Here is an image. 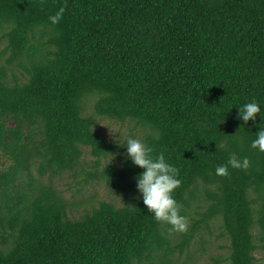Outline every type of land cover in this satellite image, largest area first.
I'll return each mask as SVG.
<instances>
[{
  "label": "trees",
  "instance_id": "16d2710c",
  "mask_svg": "<svg viewBox=\"0 0 264 264\" xmlns=\"http://www.w3.org/2000/svg\"><path fill=\"white\" fill-rule=\"evenodd\" d=\"M0 46V264H171L175 250L183 264L210 226L227 242L215 262L257 264L264 151L250 141L264 107L244 122L237 106H264V0H0ZM98 118L178 168L185 230L153 218L141 168ZM230 154L248 166L216 174ZM63 172L121 204L77 210L50 179Z\"/></svg>",
  "mask_w": 264,
  "mask_h": 264
},
{
  "label": "clouds",
  "instance_id": "9594fccd",
  "mask_svg": "<svg viewBox=\"0 0 264 264\" xmlns=\"http://www.w3.org/2000/svg\"><path fill=\"white\" fill-rule=\"evenodd\" d=\"M62 11L61 8L55 14L49 15L48 19L53 23L58 22ZM262 107L264 106L252 98L237 106V117L244 122H247L249 118L255 121ZM121 145L125 149L124 159L130 160L132 164L141 168L135 176V187L153 218L158 222L165 221L171 224L173 229L185 230L187 219L179 214L178 202L172 194L181 183L178 168L165 159L163 152L153 154L152 146L137 136L127 135ZM250 146L258 151H264V127L257 128ZM248 163L247 156L237 160L233 154H230L227 162L217 164L214 171L218 175H227L229 165L247 167Z\"/></svg>",
  "mask_w": 264,
  "mask_h": 264
},
{
  "label": "rangeland",
  "instance_id": "374dc122",
  "mask_svg": "<svg viewBox=\"0 0 264 264\" xmlns=\"http://www.w3.org/2000/svg\"><path fill=\"white\" fill-rule=\"evenodd\" d=\"M1 48L2 46H0V49ZM3 58L4 57L0 58L1 61ZM13 69L15 75H18L20 69L17 67H14ZM97 120L98 123L94 127V130L97 132H104L118 145H121L124 142L125 134L129 132V128L132 126L131 124L121 125L106 118H98ZM137 131L138 130L136 129V132ZM123 150L125 149L122 146V149L119 151ZM83 157L86 160L85 164L87 167L89 165L91 156H89V154L84 151ZM8 163L9 161L0 154V167L7 165ZM50 179L53 181L56 188L61 190V193L65 199H68L73 203H77L74 206V208H77V210L87 207L90 197L93 200H100L108 199L109 196L110 199L116 202L118 205L121 204L122 198L112 194L107 196V189L99 183H85L79 192H75L76 188H79V185L75 183V178L68 176V172H63L61 175H51ZM219 232L220 230L217 228V226H210L209 229H206L200 236L201 239L198 244H193L190 256L187 262L183 264H224L223 262L217 263L214 261L215 259H219L227 252V242L225 241L224 237L218 236ZM255 257L257 259V264H264V249H259L256 251ZM172 258L171 264H182L185 259V251L179 253L178 250H175V252H173Z\"/></svg>",
  "mask_w": 264,
  "mask_h": 264
}]
</instances>
